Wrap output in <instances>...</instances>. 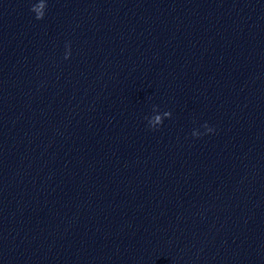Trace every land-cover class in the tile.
I'll use <instances>...</instances> for the list:
<instances>
[{"label":"clouds","instance_id":"obj_1","mask_svg":"<svg viewBox=\"0 0 264 264\" xmlns=\"http://www.w3.org/2000/svg\"><path fill=\"white\" fill-rule=\"evenodd\" d=\"M31 10H32V8H31ZM210 131H213V129H211Z\"/></svg>","mask_w":264,"mask_h":264}]
</instances>
